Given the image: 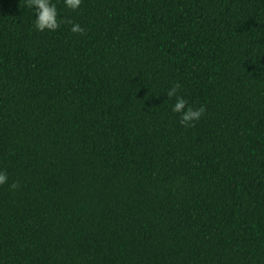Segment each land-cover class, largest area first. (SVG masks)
<instances>
[{"label": "trees", "instance_id": "obj_1", "mask_svg": "<svg viewBox=\"0 0 264 264\" xmlns=\"http://www.w3.org/2000/svg\"><path fill=\"white\" fill-rule=\"evenodd\" d=\"M55 2L0 0V264H264V0Z\"/></svg>", "mask_w": 264, "mask_h": 264}, {"label": "clouds", "instance_id": "obj_2", "mask_svg": "<svg viewBox=\"0 0 264 264\" xmlns=\"http://www.w3.org/2000/svg\"><path fill=\"white\" fill-rule=\"evenodd\" d=\"M63 7L75 11L79 8L81 0H62ZM24 6L31 11L33 19L32 27L37 32L55 31L60 26V19L55 0H24ZM71 33L83 34L85 29L78 22L68 21ZM181 87L179 81H174L166 89L165 95L167 99L174 98V102L170 105L171 112L178 115V123L184 127H191L195 122L199 121L204 113V106L189 105L188 101L178 94ZM9 177L7 173L0 169V185L8 184V187L15 190L18 185L15 181L8 183Z\"/></svg>", "mask_w": 264, "mask_h": 264}]
</instances>
